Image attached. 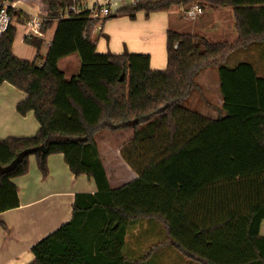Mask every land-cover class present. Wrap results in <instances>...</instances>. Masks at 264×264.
Returning <instances> with one entry per match:
<instances>
[{"label":"trees","instance_id":"1","mask_svg":"<svg viewBox=\"0 0 264 264\" xmlns=\"http://www.w3.org/2000/svg\"><path fill=\"white\" fill-rule=\"evenodd\" d=\"M25 1L48 18L44 33L55 31L42 63L44 38L25 36L37 49L29 61L13 53L16 26L0 36V87L23 91L17 112H33L40 125L34 136L0 139V213L20 206L13 180L29 172L32 155L43 178L48 157L61 153L75 176L97 186L94 194H77L72 218L32 246L29 264H124L126 229L139 217L161 221L177 249L200 264H264V76L248 61L227 63L240 47L264 41V0H141L121 8L116 16L131 19L194 3L232 9L234 39L169 30L163 70L151 68L150 54L98 52L89 9L60 18L88 0ZM8 13L12 18L13 6ZM74 53L81 65L68 78L59 62ZM213 64L225 113L216 119L183 105L201 93L196 75ZM103 129L134 130L121 153L139 176L116 189L96 142ZM219 183L232 191L228 204L247 209L189 210L199 193L217 198Z\"/></svg>","mask_w":264,"mask_h":264},{"label":"crops","instance_id":"2","mask_svg":"<svg viewBox=\"0 0 264 264\" xmlns=\"http://www.w3.org/2000/svg\"><path fill=\"white\" fill-rule=\"evenodd\" d=\"M102 1L88 0L86 5L91 6L95 2ZM12 6L15 9L14 14L18 22L23 21L21 24L25 26L27 34V20L30 15L42 14L39 6L31 5L25 0H16L12 3ZM180 8L183 9L182 7ZM224 9L225 7L215 9V13L225 11ZM171 10L172 8L168 11L153 12L149 15H146L142 11L136 14L135 19H131L126 15L107 19L104 22L102 30L96 34H92L93 40L96 42L97 51L114 54H121L124 51L150 54L151 68L154 70L165 69L168 59L167 33L169 30H175L170 29L171 19L169 13ZM204 10V14L198 17L199 19L206 15V9ZM225 12L229 13L231 17L228 19L229 24L232 23L233 27L232 9L228 8ZM214 28H211V30ZM51 30L52 34L49 39H46V43L43 46L47 48L44 56H42L40 50V63L46 57L55 27L48 30V32ZM204 32L189 33L204 34ZM231 36V39L236 37L234 29ZM12 49L16 57L24 59L16 53L14 48ZM74 54L60 60V62L67 60L62 70L68 78L76 74L80 69V60L78 68L73 69L72 67L70 59ZM29 61L33 60L30 59ZM206 69L211 68L202 69L196 77H199L200 72ZM259 74L264 76V74ZM196 83L200 88L201 85L203 86L201 80H197ZM212 83L213 85L209 83L206 85L215 87L214 92H216L219 101H221L218 114L225 115L222 111L223 101L217 69L216 79ZM25 97L26 94L23 91L10 83H4L0 87V139L30 137L37 134L40 125L34 113L29 112L26 115H20L16 109L17 103ZM184 106L194 109L211 119L218 117L209 113L205 105L204 107H206L207 111L205 108L196 109L192 105H188V103ZM133 139V129L118 131L103 129L96 135L102 163L112 189L128 184L139 176L137 171L125 161L121 153L122 148ZM48 169V177L43 178L38 168L36 157L32 155L30 156L29 172L23 176L14 178L13 181L19 190L20 206L0 213V264H29L33 260L32 246L72 218L73 204L77 194H94L97 191V186L93 179L87 175L75 176L70 171L61 153L48 157ZM223 187H225V183H219L217 184L216 192L214 191L216 193L214 197H217L218 200H215L217 198L212 199L211 196H207V193H199L196 200L190 204L189 210L247 209L245 205H239V203L236 205L235 200H232V203L228 204L227 202L230 199L227 198H231L232 191L225 190ZM209 197H211V200ZM242 198L243 194H237L238 200ZM221 199L222 203H220ZM260 233L264 236V220L261 224ZM162 253H165L168 257L171 256L176 260V264L178 262L180 264H200L177 249L168 237L163 223L156 218L139 217L128 224L123 246L124 264H154L155 257L158 259L159 254Z\"/></svg>","mask_w":264,"mask_h":264},{"label":"rangeland","instance_id":"3","mask_svg":"<svg viewBox=\"0 0 264 264\" xmlns=\"http://www.w3.org/2000/svg\"><path fill=\"white\" fill-rule=\"evenodd\" d=\"M206 15L201 19L197 18L193 21L185 20L182 9L180 7L174 6L170 11V19L171 25L170 29H175L180 32H199L202 33L203 31L205 35L208 36L209 40L217 41V40H225L231 39V33L233 30L232 23L229 24V20L231 17L229 16L228 12H225L228 8H225V11H219L215 13V10L206 7ZM217 14V15H215ZM12 24L16 26V36L14 41V49L16 53L28 60H34L36 55V48L30 44L25 42V35L26 30L25 26L18 22L15 14L13 15ZM215 27L213 30L211 28ZM196 33V34H199ZM52 34V30L45 33V41L49 39ZM199 34V35H204ZM231 36V38H230ZM46 43V42H45ZM47 48L43 47L41 49L42 56L45 55ZM71 62L73 69L79 67V57L78 55L74 54L71 56ZM248 61L252 63L256 68L258 73L264 74V41L259 43H252L249 46L243 48L240 47L231 56L228 58L227 63L229 66L233 67L239 62ZM38 63L41 62V59L37 61ZM67 60H63L60 62L59 66L61 69L65 67ZM81 64V63H80ZM206 69L196 77L197 80H201L203 86L201 85L202 91L200 92L193 91L190 96L183 102L184 105L188 103V105H192L196 109H202L206 107L208 108V112L211 113L213 116H219L218 114L221 106V101H219L216 92H214L215 87L207 86L206 84H212L213 80L216 79V65L214 64ZM203 68V69H205ZM202 70V69H201ZM200 70V71H201ZM206 85V86H205ZM214 87V88H213ZM204 105L206 107H204ZM219 108V109H218ZM207 111V109H206ZM218 114V115H217ZM162 228V227H161ZM162 250V249H161ZM154 264H176L175 261L171 256L168 257L165 253L159 254V257H155ZM177 264H180L179 262Z\"/></svg>","mask_w":264,"mask_h":264},{"label":"built area","instance_id":"4","mask_svg":"<svg viewBox=\"0 0 264 264\" xmlns=\"http://www.w3.org/2000/svg\"><path fill=\"white\" fill-rule=\"evenodd\" d=\"M141 0H103L102 2H95L91 6H71L69 9L64 10L60 14V18H67L72 13H78L81 9H89L91 18L96 20L97 23L93 24V33L101 31L107 17L115 15L121 8L130 5H137ZM12 7V3L9 1L0 2V36L7 30L8 26L12 22V18L8 13V8ZM185 20L193 21L202 16L205 12L204 8L194 3L187 8L182 9ZM48 18L42 14L30 15L27 20V34L29 38L38 37L44 38L45 33L43 31L44 25ZM177 42L175 47H177Z\"/></svg>","mask_w":264,"mask_h":264},{"label":"water","instance_id":"5","mask_svg":"<svg viewBox=\"0 0 264 264\" xmlns=\"http://www.w3.org/2000/svg\"><path fill=\"white\" fill-rule=\"evenodd\" d=\"M117 14L113 15V17H116Z\"/></svg>","mask_w":264,"mask_h":264}]
</instances>
